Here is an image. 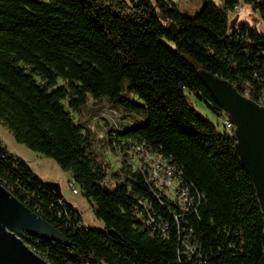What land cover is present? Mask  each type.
I'll return each instance as SVG.
<instances>
[{
    "label": "trees",
    "instance_id": "obj_1",
    "mask_svg": "<svg viewBox=\"0 0 264 264\" xmlns=\"http://www.w3.org/2000/svg\"><path fill=\"white\" fill-rule=\"evenodd\" d=\"M220 1L205 0L188 17L173 0H0V122L18 144L70 172L104 225L79 227L82 213L0 140V183L70 243L26 239L42 259L264 264V214L236 153L234 130L220 131L188 100L196 96L220 122L228 117L200 80L202 69L257 104L264 98V35L248 23L229 32V14L241 1L264 18V0ZM59 79L67 86L55 89ZM89 96L145 118L121 133L110 132L112 146L146 142L172 157L203 196L198 215L180 223L167 209L161 211L169 238L153 235L137 217L139 199L156 201L140 172L124 164L123 175H116L124 182L105 184L107 171L90 154L91 133L63 105L69 101V108L80 112ZM180 231L192 232L201 247L196 255L182 254Z\"/></svg>",
    "mask_w": 264,
    "mask_h": 264
},
{
    "label": "rangeland",
    "instance_id": "obj_2",
    "mask_svg": "<svg viewBox=\"0 0 264 264\" xmlns=\"http://www.w3.org/2000/svg\"><path fill=\"white\" fill-rule=\"evenodd\" d=\"M39 1L47 2V0ZM213 1L217 5H221L220 0ZM173 2L178 6L182 14L194 17L202 9L205 0H173ZM163 23L172 32H177L175 25L168 22ZM242 23L250 24L264 35V18L251 5L241 1L238 8L229 14V32H232L237 25ZM36 80L39 84L44 85V82L39 78H36ZM66 86L67 82L59 79L55 89ZM129 97L140 102L137 96L133 94H129ZM188 100L190 105L196 108L203 117L217 126L220 131H223L219 118L211 112L205 103L201 102L193 94L188 95ZM63 105L70 112L73 120L76 123H81L91 133L92 147L90 154L96 162L102 164L106 169L107 178L105 184L109 188H113L116 183H123L124 177L116 178V175H123L124 152H122V149L112 146L109 133H121L128 128L142 124L145 118L142 115L127 112L121 107L111 105L106 98L93 99L89 96L86 107L80 112H73L69 108V101L63 102ZM0 140L12 153L25 161L36 177L43 183L47 186H57L63 199L82 213L86 226L97 230L104 228L102 221L95 216L94 205L84 197L77 184H74V188L78 190V194L73 193L71 184L74 182L70 172L63 171L52 159L18 144L12 132L3 122H0ZM128 163L132 171L135 172L137 160L134 157H129Z\"/></svg>",
    "mask_w": 264,
    "mask_h": 264
},
{
    "label": "water",
    "instance_id": "obj_3",
    "mask_svg": "<svg viewBox=\"0 0 264 264\" xmlns=\"http://www.w3.org/2000/svg\"><path fill=\"white\" fill-rule=\"evenodd\" d=\"M199 78L235 126V150L251 178L264 214V106L205 69ZM63 199L56 185L49 186ZM70 245L61 231L0 184V264H50L24 242L27 237Z\"/></svg>",
    "mask_w": 264,
    "mask_h": 264
},
{
    "label": "built area",
    "instance_id": "obj_4",
    "mask_svg": "<svg viewBox=\"0 0 264 264\" xmlns=\"http://www.w3.org/2000/svg\"><path fill=\"white\" fill-rule=\"evenodd\" d=\"M260 105L264 106V98L261 99ZM221 123L225 132L235 130L233 122L228 117L222 118ZM114 147L116 148V146ZM117 149H122L124 152L123 164H129V157H134L137 160L135 172H140L143 175L155 197L156 201L153 202L147 197H142L138 200L137 206L138 219L153 235L158 234L164 239L169 238L170 225L161 213L163 209H167L177 223H180L182 219L198 215L203 196L194 185L186 181L183 168L172 157L165 156L146 142L129 144L124 142ZM74 184H71L73 193L78 194ZM172 205L178 208L177 212L171 210ZM83 226L89 228L85 225V221L79 225L81 228ZM29 238L31 237L28 236L26 239ZM38 241L46 242L40 239ZM50 243L57 242L51 241ZM178 246L179 249L182 248V254L187 256L196 255L201 249L192 232L185 235V231H180ZM32 251L35 253L34 250Z\"/></svg>",
    "mask_w": 264,
    "mask_h": 264
},
{
    "label": "crops",
    "instance_id": "obj_5",
    "mask_svg": "<svg viewBox=\"0 0 264 264\" xmlns=\"http://www.w3.org/2000/svg\"><path fill=\"white\" fill-rule=\"evenodd\" d=\"M71 174V173H70ZM72 176V175H71Z\"/></svg>",
    "mask_w": 264,
    "mask_h": 264
}]
</instances>
